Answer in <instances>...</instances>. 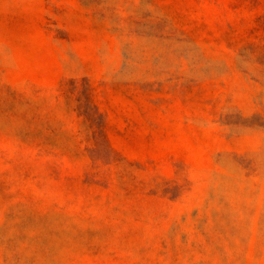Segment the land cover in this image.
Segmentation results:
<instances>
[{
    "label": "rangeland",
    "instance_id": "1",
    "mask_svg": "<svg viewBox=\"0 0 264 264\" xmlns=\"http://www.w3.org/2000/svg\"><path fill=\"white\" fill-rule=\"evenodd\" d=\"M0 264H264V0H0Z\"/></svg>",
    "mask_w": 264,
    "mask_h": 264
}]
</instances>
